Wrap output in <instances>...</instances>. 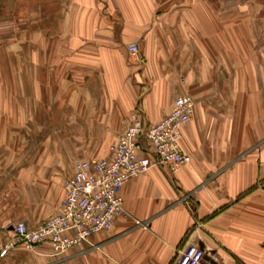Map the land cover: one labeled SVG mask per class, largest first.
<instances>
[{"label": "crops", "instance_id": "1", "mask_svg": "<svg viewBox=\"0 0 264 264\" xmlns=\"http://www.w3.org/2000/svg\"><path fill=\"white\" fill-rule=\"evenodd\" d=\"M34 1L33 43L17 41L18 109L31 94L32 109H71L72 121L39 124L29 160L14 150L26 148L25 125L0 123L2 262L174 264L195 244L211 264H264V0ZM184 93L194 99L180 138L189 164L128 180L125 214L63 254L5 248L17 219L34 226L59 208L76 159L107 157L133 111L155 122ZM15 177L39 198L10 214Z\"/></svg>", "mask_w": 264, "mask_h": 264}, {"label": "built area", "instance_id": "2", "mask_svg": "<svg viewBox=\"0 0 264 264\" xmlns=\"http://www.w3.org/2000/svg\"><path fill=\"white\" fill-rule=\"evenodd\" d=\"M127 52L133 62L142 63L136 43L127 44ZM193 108V97L184 93L176 96L169 111L155 122H147L138 111H133L111 142L109 155L76 159L73 173L63 180L59 208L34 226L24 221L14 223L13 236L5 248L22 245L37 250L46 245L50 255H60L87 242L93 233L110 229L114 219L125 214L120 191L128 180L154 165L175 172L190 163V155L180 147V138ZM142 142L146 144V152ZM174 264L211 262L198 245L188 244L181 249Z\"/></svg>", "mask_w": 264, "mask_h": 264}, {"label": "rangeland", "instance_id": "3", "mask_svg": "<svg viewBox=\"0 0 264 264\" xmlns=\"http://www.w3.org/2000/svg\"><path fill=\"white\" fill-rule=\"evenodd\" d=\"M20 6L22 8L26 6L29 9V15L20 16ZM38 6L39 4H36L34 0H0V123H11L15 129L19 123L25 125L27 134L26 148L23 149L22 147L18 151V148L15 147L14 150L15 156L19 152L21 157L27 160L32 158L34 145L40 144L39 137L34 136V134L41 133L39 124L64 120L67 116L68 120L72 121V118H69L71 109H32L33 97L31 94L26 97L28 109H18L19 98L17 93L21 83L18 82L16 76L17 59L19 58L17 41L20 36L23 42L33 43L35 27L40 25V19L34 15L33 8ZM24 28L26 32L18 34V29L23 30ZM21 52L23 53V51ZM30 53L27 50L25 53L26 57H29ZM76 120L79 121L81 119L78 118ZM14 159H17V157ZM9 185L10 214L18 212V202L21 204V200L25 199L28 208V205L33 206L34 202L39 198L38 195L33 193V189L30 188L28 179L23 183V179L10 178ZM26 211L28 212V210ZM16 221L26 222V220L18 219ZM0 264L13 263H3L1 259ZM23 264H32L31 259L25 258V263Z\"/></svg>", "mask_w": 264, "mask_h": 264}]
</instances>
